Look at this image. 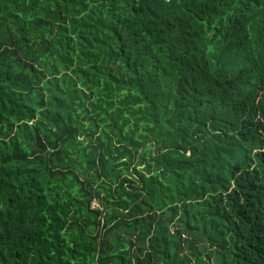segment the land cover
Segmentation results:
<instances>
[{
	"label": "trees",
	"instance_id": "trees-1",
	"mask_svg": "<svg viewBox=\"0 0 264 264\" xmlns=\"http://www.w3.org/2000/svg\"><path fill=\"white\" fill-rule=\"evenodd\" d=\"M0 264H264V0H0Z\"/></svg>",
	"mask_w": 264,
	"mask_h": 264
}]
</instances>
